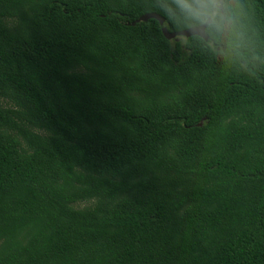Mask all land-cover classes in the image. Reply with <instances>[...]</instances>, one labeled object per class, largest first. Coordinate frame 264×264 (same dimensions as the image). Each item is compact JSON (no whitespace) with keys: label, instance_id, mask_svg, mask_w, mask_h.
I'll list each match as a JSON object with an SVG mask.
<instances>
[{"label":"trees","instance_id":"obj_1","mask_svg":"<svg viewBox=\"0 0 264 264\" xmlns=\"http://www.w3.org/2000/svg\"><path fill=\"white\" fill-rule=\"evenodd\" d=\"M0 264H264V0H0Z\"/></svg>","mask_w":264,"mask_h":264},{"label":"water","instance_id":"obj_2","mask_svg":"<svg viewBox=\"0 0 264 264\" xmlns=\"http://www.w3.org/2000/svg\"><path fill=\"white\" fill-rule=\"evenodd\" d=\"M149 18H155L159 21V23L162 25V33L167 39H174L178 37H189L192 35H198L204 40H208V35L206 33V28L211 22V17H208L202 24L196 25V26H190L187 28H183L181 30L177 31H170L167 29L166 26H164V18L154 12H146L144 14H141L135 21L132 22V24H135L137 21H146Z\"/></svg>","mask_w":264,"mask_h":264},{"label":"rangeland","instance_id":"obj_3","mask_svg":"<svg viewBox=\"0 0 264 264\" xmlns=\"http://www.w3.org/2000/svg\"><path fill=\"white\" fill-rule=\"evenodd\" d=\"M3 103H4V104H7L6 101H3ZM90 204H91L90 201H82V202H77V203H75L74 206H75V207H80V208H82V207L88 206V205H90Z\"/></svg>","mask_w":264,"mask_h":264}]
</instances>
